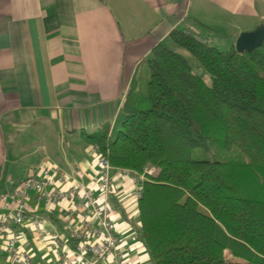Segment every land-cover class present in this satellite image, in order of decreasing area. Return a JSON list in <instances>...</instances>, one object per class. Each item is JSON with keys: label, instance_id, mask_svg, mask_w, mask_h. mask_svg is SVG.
Returning a JSON list of instances; mask_svg holds the SVG:
<instances>
[{"label": "crops", "instance_id": "1", "mask_svg": "<svg viewBox=\"0 0 264 264\" xmlns=\"http://www.w3.org/2000/svg\"><path fill=\"white\" fill-rule=\"evenodd\" d=\"M260 25L264 0H0V195L47 166L59 167L71 182L82 171L90 183L99 152L83 133L109 127L116 135L133 78L157 43L170 46L173 29L229 50L241 32ZM112 175L111 217L121 250L129 264H154L142 240L132 176L118 168ZM72 204L34 194L28 201L42 226L58 234L57 244L40 243L31 224H15L1 201L0 216L35 264H61L75 246L65 228L70 210L83 228ZM0 264L13 263L0 252Z\"/></svg>", "mask_w": 264, "mask_h": 264}, {"label": "trees", "instance_id": "2", "mask_svg": "<svg viewBox=\"0 0 264 264\" xmlns=\"http://www.w3.org/2000/svg\"><path fill=\"white\" fill-rule=\"evenodd\" d=\"M169 39L211 84L161 41L146 89L133 78L116 135L83 137L113 167L146 174L139 221L154 264H264V42L222 50L178 28ZM213 148L228 156L195 157Z\"/></svg>", "mask_w": 264, "mask_h": 264}, {"label": "built area", "instance_id": "3", "mask_svg": "<svg viewBox=\"0 0 264 264\" xmlns=\"http://www.w3.org/2000/svg\"><path fill=\"white\" fill-rule=\"evenodd\" d=\"M99 152V151H98ZM115 167L99 152L97 166L90 176V183L84 181L85 174L77 173V180L71 182L57 166H47L14 185L11 192L0 195V201L12 211L15 224H31L40 243H59L58 234H50L42 226V218L29 209L28 201L34 194L39 201L55 204L68 199L78 212L83 228L75 224V216L66 215L65 228L75 239V246L61 258V264H129L121 250V240L111 217L110 195L114 189ZM135 184L133 195L140 198L144 190L146 174H137L126 169ZM154 169L147 173L153 174ZM69 183L68 187L65 185ZM96 184L99 193L91 186ZM6 216H0V252L5 253L13 264H35L31 256L19 245L20 237L13 232Z\"/></svg>", "mask_w": 264, "mask_h": 264}, {"label": "rangeland", "instance_id": "4", "mask_svg": "<svg viewBox=\"0 0 264 264\" xmlns=\"http://www.w3.org/2000/svg\"><path fill=\"white\" fill-rule=\"evenodd\" d=\"M168 43L170 44V46L174 50L185 55L187 57L188 61L190 62V64L192 65L194 71L198 75H200L206 81V83L208 85L211 84L212 78H211L210 74H208L207 72L204 71V69L202 68L200 63L194 58V56L192 54H190L186 50L176 46L171 41H169ZM148 76H149V71H148V67H147V62H144L143 65L140 67V70H139L138 75H137V77H139V79H140L142 90L146 89V85H147L146 79ZM226 156H228V154H225L216 148H213L212 152H210V153H205L202 150H196V153H195V157L208 158V159H216V158L220 159V158H224Z\"/></svg>", "mask_w": 264, "mask_h": 264}, {"label": "water", "instance_id": "5", "mask_svg": "<svg viewBox=\"0 0 264 264\" xmlns=\"http://www.w3.org/2000/svg\"><path fill=\"white\" fill-rule=\"evenodd\" d=\"M264 42V25H260L257 28L250 31H243L240 33L236 41V50L253 51L260 47Z\"/></svg>", "mask_w": 264, "mask_h": 264}]
</instances>
